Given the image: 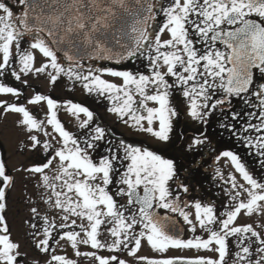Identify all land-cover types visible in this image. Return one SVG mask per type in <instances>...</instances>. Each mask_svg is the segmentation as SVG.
I'll return each mask as SVG.
<instances>
[{"label":"snow or ice","instance_id":"obj_1","mask_svg":"<svg viewBox=\"0 0 264 264\" xmlns=\"http://www.w3.org/2000/svg\"><path fill=\"white\" fill-rule=\"evenodd\" d=\"M33 78L79 89L113 123L169 147L190 119L187 153L230 165L214 171L219 202L196 187L206 161L184 169L89 105L12 83ZM0 96L18 101L0 100V115L19 116L18 151L32 154L16 172L32 183L25 223L44 264H80L56 254L61 243L89 264H264V0H0ZM225 133L233 147H213ZM16 184L0 154V264H29L8 217Z\"/></svg>","mask_w":264,"mask_h":264},{"label":"flooded vegetation","instance_id":"obj_2","mask_svg":"<svg viewBox=\"0 0 264 264\" xmlns=\"http://www.w3.org/2000/svg\"><path fill=\"white\" fill-rule=\"evenodd\" d=\"M37 79L33 78L30 81V84L32 87H25L19 82H12L14 83V86L21 88L25 95L28 97H31L34 95L35 91H40L43 93H48L49 88L45 89V84H43L45 81H41V85L36 82ZM39 81V80H38ZM43 87V89H42ZM41 88V89H39ZM53 92V93H52ZM65 93H67V90H64ZM81 92V91H80ZM60 91H51V94L54 97L65 99L68 98L65 95L61 94ZM71 98H73L71 96ZM80 99V100H79ZM79 99H73L74 101L83 102L87 105H89L92 109L95 110L97 113V119H102L105 124H107L115 133L117 136H123L127 138L129 141H136L137 137L138 139H141L140 143L144 144L147 143V138L143 137L142 135H134L133 132L126 127L113 123L112 117L105 112V108L102 105L95 104L93 100L87 96H85L82 92L81 95H79ZM0 100H7L8 102H18L16 101V98L12 96H0ZM20 103H24L23 97L19 101ZM30 110L35 112V107L29 105ZM13 115V121H9L11 119V116ZM10 116V117H9ZM9 117V118H8ZM19 119V116L16 114H7V116L0 115V154L4 156V158L7 160L8 168L9 170L16 176L17 178V184L15 188L11 191V199L10 202L13 203L14 199L18 201V203L22 205V208L24 211L28 214V206L26 204V197L31 194L32 191V183L28 182L23 173L16 172V169L19 167H22L24 165V161L27 162V164L31 163V159H23L21 163L18 161V151L17 145L18 142L22 139H24L23 133L16 128L15 122ZM61 119L66 122V127L71 128L73 121L70 119H67L66 113H61ZM198 125H196L194 122H192L188 118L181 119L178 125V133L183 134V138L177 139L174 147H167L165 149H162L164 151H167L170 153L171 156L175 157L177 160L178 165L183 166L184 169H187L189 166H192L194 168L199 167L202 162L206 161L207 163H203V168L201 171H199L196 176V187L199 190V195L204 196L206 199H214L219 202L218 198L220 197V190L217 187L218 181L213 179L214 177V171L216 167H219L222 171L225 172V175L228 174V172L231 170L230 165L226 163L224 160L219 161L218 163L214 160V153L212 155H209V150H204V155L200 156L198 154H188L185 147L188 143H191L192 137L197 134ZM210 133L214 134L216 132V127L212 126L209 129ZM230 138L227 136V134H223V139L217 136H213V147H233L232 144L229 143ZM138 142V141H136ZM163 145V144H161ZM8 146V147H7ZM10 150H9V149ZM234 150L239 151V153L242 155V157L247 161L250 167L258 168V165L255 163V159L249 156L245 155V152L242 148H234ZM23 155V154H22ZM196 160V165H192V160ZM186 174V173H185ZM24 197V198H23ZM21 208L12 209L9 207L8 211V217L12 226V231L14 229V220L15 218L19 217ZM15 217V218H14ZM27 219V218H26ZM25 219V220H26ZM253 220H255L256 224H260L261 220L258 217H253ZM25 220L22 224L18 222L16 224L17 232L18 234L13 232V236L15 239H18L22 244V250L27 253L26 259L28 260L29 264H32L33 261H40V264H44V261L47 259L43 254L38 253L33 247H31L30 240L27 236V233L29 231L27 224L25 223ZM58 221V217H57ZM241 223H249L252 222V220L247 219H241ZM57 249L56 254H63L67 255L73 259H78L80 261V264H89V262L86 259L77 258L74 256L73 250L70 246L61 243L60 245L55 246ZM82 251H87V248L82 247ZM149 251L147 248L144 249V251L141 253L143 255H148ZM195 253H193L194 255ZM153 255V254H152ZM191 255V256H193ZM172 256H179L177 254H174Z\"/></svg>","mask_w":264,"mask_h":264},{"label":"rangeland","instance_id":"obj_3","mask_svg":"<svg viewBox=\"0 0 264 264\" xmlns=\"http://www.w3.org/2000/svg\"><path fill=\"white\" fill-rule=\"evenodd\" d=\"M37 83H41V80H37L36 81ZM43 84H45V89H48L49 88V86L47 85V82L45 81ZM41 85V84H40ZM39 89H41V88H39ZM42 89H43V87H42ZM44 90V89H43ZM64 90H66L63 86H61L60 88H56V89H54V90H50V88H49V91H60V92H62L61 94L62 95H65L66 97H68V98H71V96L73 97V98H71V99H79V95H81V92H80V90L79 89H77L76 91H74V92H72V93H69L68 91H67V93H65L64 92ZM53 93V92H52ZM52 95H55V94H52ZM80 100V99H79ZM10 117V116H9ZM8 117V118H9ZM67 119H70L71 121H72V119L67 115ZM9 121H13L14 122V120H13V115L11 116V119H9ZM73 125V124H72ZM143 137H145V136H143ZM145 138H147V143H144L145 145H149V146H151L153 149H165V148H167L168 147V145H161V144H159V143H157L156 141H154V140H152V139H150V138H148V137H145ZM136 141H138V142H136ZM136 141H134V142H136V143H140V141H141V139H138V137H137V139H136ZM8 147V146H7ZM9 149V148H8ZM185 149H186V147H185ZM10 150V149H9ZM23 154V155H22ZM31 156V153H27V154H25V153H22V152H19L18 153V162L19 163H21L22 161H23V159H29V157ZM22 164V163H21ZM25 164H27V162L26 161H24V165ZM23 165V166H24ZM24 198V197H23ZM10 208L12 209V207H13V209L15 208V209H17V208H21V210H20V214H19V217L18 218H15V220H14V229H13V232L14 233H16V234H18V232H17V227H16V224H18V222L20 223V224H22L23 222H24V220L28 217V214L24 211V209L22 208V205H21V203L19 204L18 203V201H16L15 199H14V201H13V203L12 202H10ZM148 252V255H152V253L150 252V251H147ZM174 254H177V255H179V256H191V255H193V252H191V251H184V252H181V251H177V250H174V251H172V252H170V255H174Z\"/></svg>","mask_w":264,"mask_h":264}]
</instances>
